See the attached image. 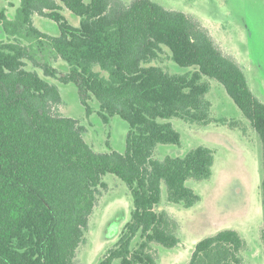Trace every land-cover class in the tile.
Listing matches in <instances>:
<instances>
[{
	"label": "trees",
	"instance_id": "16d2710c",
	"mask_svg": "<svg viewBox=\"0 0 264 264\" xmlns=\"http://www.w3.org/2000/svg\"><path fill=\"white\" fill-rule=\"evenodd\" d=\"M63 7L79 16L78 26L67 21ZM35 14L53 20L58 33L39 30ZM0 32L6 36L0 38V264H78L77 248L105 173L126 183L133 208L117 245L97 264H153L144 251L148 243L174 246L170 219L154 210L160 184L168 201L189 207L199 196L185 181L209 178L214 157L202 145L181 157L153 153L159 143L180 144L178 131L160 119L209 122L203 75L224 86L261 139L264 241V101L198 21L153 0H19L12 19L0 7ZM32 39L35 45L28 44ZM37 44L48 45L66 72L39 65L30 53ZM163 47L174 63L194 69L172 73L146 65ZM49 77L75 84L84 105L93 96L105 121L114 115L125 120V150L95 151L85 126L56 108L61 94ZM137 234L142 240L133 250ZM243 247L237 231L223 229L200 239L185 264H247Z\"/></svg>",
	"mask_w": 264,
	"mask_h": 264
},
{
	"label": "rangeland",
	"instance_id": "374dc122",
	"mask_svg": "<svg viewBox=\"0 0 264 264\" xmlns=\"http://www.w3.org/2000/svg\"><path fill=\"white\" fill-rule=\"evenodd\" d=\"M153 1L165 8L183 11L198 21L221 51L239 64L251 91L264 101V0ZM18 6L19 0H0V7L5 9L9 19L14 17ZM61 13L70 24L79 25V16L69 9L63 7ZM32 18L39 30L51 35L58 33L53 20L36 14ZM0 38L5 40L6 36ZM28 44L35 45L36 42L32 39ZM32 47L30 53L39 65L47 63L59 73L66 72V63L48 45ZM26 62L28 69L35 68L43 74L32 61ZM146 65H159L172 73L194 69L174 63L166 47ZM48 79L56 84L61 94L62 102L56 108L62 115L76 118L85 126L84 138L95 151L125 150L128 131L125 120L114 115L105 121L93 96L84 105L75 84L60 83L52 77ZM201 81L209 84L205 94L210 102L209 122H191L178 117L160 119L170 122L178 131L180 144L159 143L153 155L158 159L181 157L194 147L206 146L214 157L211 175L207 179L188 178L185 181L199 196L189 207L168 201L166 185L161 182L160 200L154 210L167 214L178 242L165 247L151 241L144 251L151 255L153 264H185L200 239L223 229H233L244 241L240 251L243 261L264 264L261 139L219 81L206 75ZM102 180L105 187L100 189L84 240L77 248L78 264H97L110 248L117 245L131 217L133 201L126 183L113 173H105ZM141 240L137 234L131 241V249H136ZM117 263L118 260H114L112 264Z\"/></svg>",
	"mask_w": 264,
	"mask_h": 264
}]
</instances>
